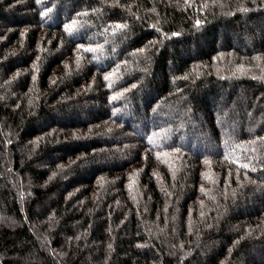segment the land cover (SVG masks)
Listing matches in <instances>:
<instances>
[{"label": "trees", "instance_id": "obj_1", "mask_svg": "<svg viewBox=\"0 0 264 264\" xmlns=\"http://www.w3.org/2000/svg\"><path fill=\"white\" fill-rule=\"evenodd\" d=\"M0 264H264V0H0Z\"/></svg>", "mask_w": 264, "mask_h": 264}, {"label": "rangeland", "instance_id": "obj_2", "mask_svg": "<svg viewBox=\"0 0 264 264\" xmlns=\"http://www.w3.org/2000/svg\"><path fill=\"white\" fill-rule=\"evenodd\" d=\"M112 159H116V158L111 156V157L107 158L105 162L110 161Z\"/></svg>", "mask_w": 264, "mask_h": 264}]
</instances>
